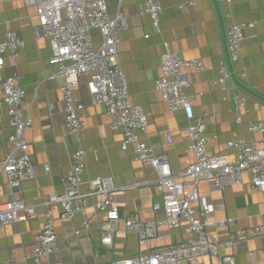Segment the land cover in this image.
Segmentation results:
<instances>
[{
	"label": "crops",
	"instance_id": "1",
	"mask_svg": "<svg viewBox=\"0 0 264 264\" xmlns=\"http://www.w3.org/2000/svg\"><path fill=\"white\" fill-rule=\"evenodd\" d=\"M106 1L110 18L121 11L128 22V28L120 34L118 56L131 104L141 107L148 118L146 132L138 133L139 139L155 147L157 154L167 155L175 173L184 172L196 159L189 151L184 112L171 111L155 90V82L162 76L164 43L182 62H204L205 71L197 72L185 66L182 72L191 83L189 93L194 97L195 114L205 117L210 155L223 154L232 159L235 151L225 149L228 142L236 138L247 142L264 140V133L251 134L248 129L250 122L264 123V0H232L230 5L216 0H189L195 5L185 8L180 5L186 0H159L163 7L160 32H156L148 15H139L145 9V0ZM234 23L255 25L254 29L245 31L238 65L247 76L240 87L249 97L241 124L237 121L235 92L230 82L224 86L214 84L219 78L220 63L230 65L226 33ZM7 26L25 42V47L15 58L5 55V66L0 71V204L13 198L7 177L1 172L12 151L9 138L13 132L7 108L1 105V86L7 77L16 75L26 92L23 115L33 123L26 141L36 179L23 182L15 198H23L27 205L36 207L37 217L0 227V264H36L35 244L45 223V199L54 193L64 194V180L71 168L72 155L78 150L86 152L81 186L82 194L87 196L85 215L62 222L60 208L54 205L49 208L60 248L52 256V264H112L138 256L140 252L188 241V224L182 220L179 229L170 230L162 225L159 230L162 239H153L140 248L135 232L128 231L123 222H109L105 213L97 212L96 205L102 196L92 194L91 182L109 178L117 190L116 207L122 217L137 213L149 223L164 221V196L155 187V172L140 162L131 148L129 154L122 150L123 137L112 129L105 106L93 103L87 90V77L81 78L79 88L73 93L85 107V128L80 135L68 132L62 82L49 79L55 70L49 64L52 49L47 39L36 35L35 6H28L23 0H0V42L6 38ZM93 39L95 47H99L98 32L93 33ZM166 134L172 135V144L167 143ZM250 179L245 174L242 184L226 187L222 192L211 191L210 183L202 182L199 193L213 206V226L208 229L212 237L227 241L231 234L242 230L250 235L242 246L223 250L222 255H234L238 264H264V237L255 239L251 233L252 228L264 225V201L251 188ZM155 206L159 209H154ZM86 220L88 228L83 226ZM108 228L115 232L111 246L105 247L101 237ZM200 261L220 264L207 256ZM41 262L45 264L44 260Z\"/></svg>",
	"mask_w": 264,
	"mask_h": 264
},
{
	"label": "built area",
	"instance_id": "2",
	"mask_svg": "<svg viewBox=\"0 0 264 264\" xmlns=\"http://www.w3.org/2000/svg\"><path fill=\"white\" fill-rule=\"evenodd\" d=\"M11 1V0H8ZM28 6L36 7L38 27L36 35L49 41L52 56L49 64L55 67L49 79L62 82L61 91L66 112V128L72 135H80L85 128V107L74 97L80 80L87 77V90L94 104H102L111 120L112 129L123 137L122 150L127 154L130 148L138 160L155 172V187L164 196L165 220L149 223L139 214L122 217L116 207L117 190L109 178H98L91 182L92 194L101 195L96 205L97 212L105 213L109 222H123L128 231L135 232L139 247L149 244L153 239H162L159 230L165 225L170 230L179 229L181 221L188 224L190 239L178 245L140 252L138 256L125 258L112 264H202L200 259L207 256L220 264H238L234 255H222L223 250H233L242 246L250 237L246 230L231 234L227 241H219L208 233L213 226L211 216L213 206L200 196L202 182L210 183L211 191L222 192L226 187L242 184L243 176L250 175V186L262 195L264 201V140L247 142L236 138L225 144L227 151L234 150L232 159L223 154L208 153L205 117L194 112V97L189 93L191 86L183 67H192L197 72L205 71L202 60L182 62L177 54L164 43L162 54V76L155 82V90L161 101L171 111L184 112L188 127L189 151L195 156V162L184 172L175 173L168 156L157 154L156 148L139 139L138 133H145L148 118L142 108L131 104L128 85L123 74L118 46L120 34L128 28L125 15L119 11L115 18H110L106 0H23ZM220 4L230 5L232 0H216ZM194 2L186 0L180 8L193 7ZM163 7L159 0H145V9L140 16L148 15L156 32H160L159 21ZM252 23H234L226 33L230 65L222 61L219 78L214 84L224 86L230 82L234 90V106L239 124L243 122V110L249 97L240 87L247 76L238 69L242 55L245 31L254 29ZM101 36V44L95 47L93 33ZM5 40L0 42V71L4 69V56L15 58L24 49L25 42L7 26ZM148 36L146 37V39ZM1 105L7 108L12 134L9 138L12 151L7 155L1 172L7 177L10 201L0 204V227L20 224L37 217L36 207L29 206L23 198H15L22 183L36 179L35 166L28 152L26 136L33 128L30 118H25L22 106L25 89L18 77H7L1 86ZM251 134L264 133L263 122H250ZM168 144L173 143L171 134H166ZM49 168L46 169L49 172ZM86 170V152L78 150L72 155L71 168L64 180L65 192L49 195L44 202L47 211L45 223L37 235L34 259L36 264H52L51 258L59 252V242L55 220L49 211L51 206L60 208V221H71L78 215H85L86 195L82 194ZM181 179V180H179ZM154 209L158 210L157 206ZM87 220L83 223L88 228ZM113 230L102 232L101 243L111 246ZM253 238L264 237V225L251 230ZM264 255V250H263ZM12 264H16L12 262ZM254 264V263H248Z\"/></svg>",
	"mask_w": 264,
	"mask_h": 264
}]
</instances>
